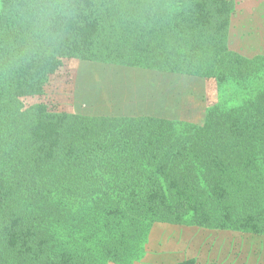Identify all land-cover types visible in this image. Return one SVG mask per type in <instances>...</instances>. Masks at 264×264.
<instances>
[{"label": "trees", "instance_id": "16d2710c", "mask_svg": "<svg viewBox=\"0 0 264 264\" xmlns=\"http://www.w3.org/2000/svg\"><path fill=\"white\" fill-rule=\"evenodd\" d=\"M234 10L0 0V264H139L163 224L248 235L264 255V56L230 48ZM70 59L200 78L203 120L70 111Z\"/></svg>", "mask_w": 264, "mask_h": 264}, {"label": "rangeland", "instance_id": "374dc122", "mask_svg": "<svg viewBox=\"0 0 264 264\" xmlns=\"http://www.w3.org/2000/svg\"><path fill=\"white\" fill-rule=\"evenodd\" d=\"M233 2L230 48L246 57L264 56V0ZM62 64L69 71L65 77L70 96L64 98L68 104L59 102L75 113L147 114L194 124L203 120L205 92L200 78L76 59L62 61ZM62 97L63 93L56 96L57 99ZM153 229L147 258L139 264H175L198 257L210 258L219 264H264V255L257 253L259 242L247 239L248 235L233 238L185 225L163 224ZM225 241L240 242L236 247H229L230 251H235L226 255L221 252ZM178 250L182 252L179 254Z\"/></svg>", "mask_w": 264, "mask_h": 264}]
</instances>
